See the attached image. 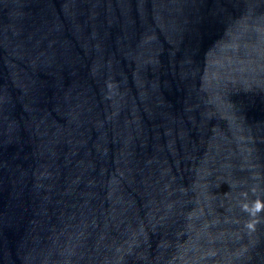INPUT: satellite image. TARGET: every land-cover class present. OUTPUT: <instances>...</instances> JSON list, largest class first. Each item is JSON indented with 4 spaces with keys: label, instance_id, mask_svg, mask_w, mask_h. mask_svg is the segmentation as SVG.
<instances>
[{
    "label": "water",
    "instance_id": "obj_1",
    "mask_svg": "<svg viewBox=\"0 0 264 264\" xmlns=\"http://www.w3.org/2000/svg\"><path fill=\"white\" fill-rule=\"evenodd\" d=\"M0 264H264V0H0Z\"/></svg>",
    "mask_w": 264,
    "mask_h": 264
}]
</instances>
